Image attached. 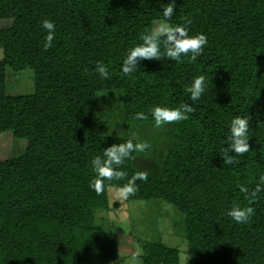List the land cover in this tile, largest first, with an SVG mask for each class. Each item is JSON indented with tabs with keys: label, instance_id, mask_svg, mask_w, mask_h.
<instances>
[{
	"label": "trees",
	"instance_id": "obj_1",
	"mask_svg": "<svg viewBox=\"0 0 264 264\" xmlns=\"http://www.w3.org/2000/svg\"><path fill=\"white\" fill-rule=\"evenodd\" d=\"M0 0V132L27 140L23 154L0 159V264H107L122 253L117 235L95 227L98 210L117 207L109 187L121 188L136 172L135 151L119 166L120 178L89 187L90 161L128 138L109 134L99 116V91L119 90L126 122H153L155 105H192L173 122L172 146L160 173L137 180L127 200L159 199L185 214L189 264H264V192L252 190L264 174V0ZM55 23L52 45L47 30ZM155 19L203 32L207 45L195 60L139 59L121 71L127 50L140 43ZM163 48V45H161ZM103 61L110 79L96 72ZM7 68L30 69L34 90L9 94ZM204 75L207 88L196 101L185 88ZM144 112L146 119L135 114ZM250 116L249 151L229 152V123ZM233 157L225 165L223 154ZM252 207L247 223L226 213ZM141 264H181L177 247L142 244Z\"/></svg>",
	"mask_w": 264,
	"mask_h": 264
},
{
	"label": "rangeland",
	"instance_id": "obj_2",
	"mask_svg": "<svg viewBox=\"0 0 264 264\" xmlns=\"http://www.w3.org/2000/svg\"><path fill=\"white\" fill-rule=\"evenodd\" d=\"M12 18L0 19V28H7ZM168 23L155 19L153 25ZM4 56L0 46V59ZM7 91L9 94L28 93L34 90L30 69L14 71L7 68ZM97 113L108 125L109 134L129 138L133 133L146 142L143 151H135L133 163L136 169L149 173H160L166 156L172 146L173 122L155 126V122H126L124 119L123 95L119 90L99 91L96 96ZM27 140L17 138L12 131L0 132V159L21 155ZM120 188L109 187L110 202L118 206L101 209L96 213L95 227L98 230L117 235V244L122 255L107 264H129V257L136 246L148 241H162L180 251V263L189 264L188 247L184 237L185 214L173 204L159 199L127 200L120 194ZM137 264H141L138 260Z\"/></svg>",
	"mask_w": 264,
	"mask_h": 264
},
{
	"label": "clouds",
	"instance_id": "obj_3",
	"mask_svg": "<svg viewBox=\"0 0 264 264\" xmlns=\"http://www.w3.org/2000/svg\"><path fill=\"white\" fill-rule=\"evenodd\" d=\"M175 0L167 3V7H163L162 14L166 19H170L175 11ZM185 24L159 23L154 25L150 31L145 32L140 36V43L130 47L127 54L124 56L121 63V71L124 74H130L138 69L139 59H161L165 57L174 61H179L182 56H188L195 60L207 45V37L203 32L189 35V29ZM42 27L47 30L45 36L44 48L47 49L52 45L55 37V23L49 19L42 21ZM163 45V48H161ZM96 72L102 79H110L111 75L107 65L103 61H97ZM207 83L204 75L193 77L191 83L185 88V91L190 94L192 101L198 100L206 91ZM155 126L159 127L172 121H181L188 118V114L194 111L192 105L181 103L178 107H168L163 105H155L149 109ZM137 119H146L144 112L135 114ZM249 123L250 116H234L229 123L230 135L226 138V143L229 152L242 154L249 151ZM146 142L137 139L133 133L127 140L112 144L104 148L101 155L94 156L91 161V168L95 174L89 183V187L93 188L97 193L103 190V180L105 178H120L125 175V172L119 166L129 158L134 151H143L146 147ZM224 164H233V157L227 153L223 154ZM148 178L146 171H138L128 182L120 189V194L127 196L133 193L136 187L137 180H146ZM260 192H264V174L259 176V182L251 192L253 198ZM252 207H241L239 204L233 206L227 211L237 223H247L250 216L253 214ZM143 255V249L139 246L129 257V264H137L140 257Z\"/></svg>",
	"mask_w": 264,
	"mask_h": 264
}]
</instances>
